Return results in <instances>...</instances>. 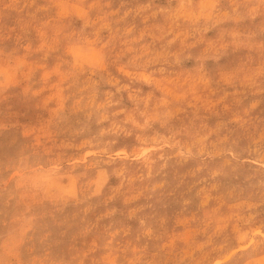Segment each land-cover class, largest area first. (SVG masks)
<instances>
[{
	"label": "rangeland",
	"instance_id": "obj_1",
	"mask_svg": "<svg viewBox=\"0 0 264 264\" xmlns=\"http://www.w3.org/2000/svg\"><path fill=\"white\" fill-rule=\"evenodd\" d=\"M0 264H264V0H0Z\"/></svg>",
	"mask_w": 264,
	"mask_h": 264
}]
</instances>
